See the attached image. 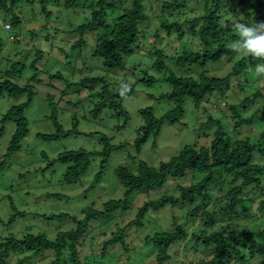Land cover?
<instances>
[{
  "label": "rangeland",
  "instance_id": "1",
  "mask_svg": "<svg viewBox=\"0 0 264 264\" xmlns=\"http://www.w3.org/2000/svg\"><path fill=\"white\" fill-rule=\"evenodd\" d=\"M7 1L10 2V0ZM40 1L20 0L13 9L8 3V8L0 6V81L11 79L19 85L30 82L34 91L33 102L25 109L30 132L23 140L21 150L13 155H9L8 148L16 130V122L8 121L3 124L1 119L12 105L26 101L27 94L17 98L6 93L0 96V129L4 127L0 135V165H3V169L0 170V238L10 234L22 237L28 232H44L54 239L59 231L76 228L77 222L72 219H49V217L69 213L82 218L84 216L82 211L86 207L94 206L101 209L104 203L111 199H122L126 187L117 176L116 170L119 167L128 166L136 169L140 161L159 167L163 162L177 156L188 145L194 143L210 145L217 123L219 124L218 120L233 139L249 137L256 140L264 130L261 98L242 109L243 116H254V123L244 125L237 131L232 128L230 106L240 104L247 97L251 98L261 88L264 93V75H257L256 70L250 67L246 75L234 78L230 90L225 93L215 92L208 96L200 107L196 108L193 101L187 99L182 121L163 124L159 135L156 138L150 137L138 153L134 143L138 136V129L145 123L139 109L151 107L154 114L161 117L176 107L172 100L160 98L172 89V86L162 79L166 76V72L158 73L151 67L153 60L151 44L156 43L159 47L166 49L169 54H173L180 45L168 44L165 40L155 41L153 35L160 28L162 21L161 2L151 0L152 6L148 5V9H152L148 20L150 22L144 23L142 27H148L149 31L144 36V40L139 42L140 51L127 59L126 69L109 72L103 66L102 59L93 56L96 38L104 30L88 31L84 34L71 32L76 26L86 21L90 15V9L78 6L67 8L64 7L65 0H47V8L53 10L51 14H48L43 11ZM90 1L86 0V2ZM123 1L126 2L124 6L130 4V0ZM145 1L149 2V0ZM233 1L238 2V0ZM179 12L181 18L192 16L190 8L179 10ZM14 14L20 16V23L12 25L11 29H6L5 24L12 22ZM79 39H83L84 44L75 47V42ZM231 41L236 40L230 39L229 42ZM180 50L181 46L178 47V51ZM244 56L247 55L224 57L221 62L209 65L208 69L203 67L189 69L188 65L182 68L176 64L175 60H169L166 63L178 75L191 74L199 79L202 72L211 76H225L232 70L235 62ZM144 70L158 76L161 80H157L152 86L140 83L135 86L134 94L121 98L122 105L129 114L127 122L125 115H118L110 106L104 108L97 117L92 115L96 103L108 98L101 95L102 84L96 87L81 84L84 77L105 76L113 84L112 88L110 87L112 92L117 93L126 83H134L137 78L143 77ZM56 72H59L62 78L51 79L50 74ZM53 114L65 131L73 128L76 118L77 129L81 133L56 140H47L38 136V133L57 132ZM101 134L107 135L112 144L123 145L112 152L101 180L94 181L102 160V156L97 154L91 157L90 165L84 174L75 181H67L65 174L69 164L54 163V158L68 150H101ZM257 158L264 162L262 156ZM201 179L202 176L192 175L184 178H169L163 187L151 191H135L130 198L132 207L126 212H116L112 220L94 221L84 244L87 253L101 239L106 238L105 233L116 231L117 223L127 227L126 237L130 250L125 252L118 245L115 250L111 252L109 250L105 258L87 262V264H158L155 250L152 252L153 247L146 246L144 240L147 235L158 230H174L175 221L185 223L190 238L172 246L169 252L172 256L171 260L164 264H196L203 253L198 246L193 247L195 239L191 235L199 233L204 227L199 217L195 215L192 219L185 204H179L176 208L168 206L156 215L153 212V215L148 214L147 223L142 227L127 225L137 213L136 206L145 201L158 199L164 194L178 196L181 194L179 185L189 186ZM231 185L225 180L220 186L225 193ZM249 189L252 190V187ZM250 190L243 194L244 199H247L246 202L251 206L248 217L241 214L239 207L237 217L225 216L218 219L216 225L207 227L208 231L211 232L228 224H236L242 231L256 229L258 226L263 227L261 220L256 221L258 220L256 215L264 216L260 208V201L264 196ZM224 193L214 190L213 196L220 199H215L209 209L219 210L225 207L228 199ZM13 205L17 211L24 212L25 216L18 217L14 224L9 225L11 215L14 213ZM25 254L31 256L27 264H47L54 259V254L49 252L42 255L25 252L19 257ZM17 260L15 256L11 264H15ZM251 264H257V262L253 261Z\"/></svg>",
  "mask_w": 264,
  "mask_h": 264
},
{
  "label": "trees",
  "instance_id": "2",
  "mask_svg": "<svg viewBox=\"0 0 264 264\" xmlns=\"http://www.w3.org/2000/svg\"><path fill=\"white\" fill-rule=\"evenodd\" d=\"M20 0H0V6L11 9ZM153 1V0H152ZM149 0H130L128 6L122 0H65L64 7L73 8L75 6L90 9V15L85 22H82L71 32L84 34L88 31L104 30L96 38V45L93 56L102 59L103 66L109 72L124 70L127 67V59L141 49L139 42L148 34V27L144 28V23H149L151 7L153 2ZM160 1V17L162 21L158 30L154 33L155 41H168V44L178 43V47L173 54L167 53L166 49L158 45L151 44L150 51L153 55L151 67L158 73L166 72L162 79L172 86L170 92L160 96L161 99L172 100L175 103L174 110L167 111L163 116L157 117L151 107L139 109V113L144 118V125L138 129V136L135 139V147L138 153L150 137L156 138L165 123H179L184 117V104L187 99H191L196 108L207 99L208 96L217 93H225L230 90L234 78L246 75L248 69L253 70L258 64H264V59H257L251 55L242 57L235 62L232 70L225 76H211L202 72L199 79L194 75H178L169 68L166 61L175 60L179 67L206 68L209 65L217 64L224 57L237 55L229 48V40H238L239 36L233 30L234 22L264 21V0H156ZM45 13L51 14L53 10L47 8V0L40 1ZM8 3V4H7ZM62 8V7H61ZM190 8L191 17L181 18L179 10ZM198 14V15H195ZM15 16L10 23L16 25L20 23V16ZM173 19V20H172ZM224 20L221 24L220 21ZM67 32L69 28L66 29ZM143 35V36H142ZM174 41V42H169ZM83 39L75 42L76 46H82ZM167 45V44H166ZM40 55L42 51L40 50ZM167 70V71H166ZM51 79L62 78L59 72L51 73ZM161 80L158 76L143 71V77L137 78L134 83H126L123 89L113 93L112 83L105 76L84 77L81 84L96 87L102 84L101 95L108 99L97 102L92 110V115L97 117L104 108L110 106L115 109L118 115H125L128 120V111L122 105L121 98L135 93V86L142 83L152 86L156 81ZM111 87V88H110ZM8 94L12 97H20L27 94V100L12 107L2 116L1 122H16V130L13 134L9 155L21 150L23 140L28 136L29 120L25 116V109L33 102L34 91L32 85H19L11 79L0 81V96ZM261 98L263 102L262 116L264 118V93L263 88L252 97H247L240 104L230 106L232 128L236 131L244 125H252L254 116H243L244 108L248 104L254 103ZM54 102L52 101V104ZM54 116V117H53ZM54 118L57 132L54 134L38 133L47 140H56L61 137H68L72 134L81 133L78 131V120L75 118L73 128L63 130L59 121ZM125 122V124H126ZM217 129L210 145H199L194 143L186 146L177 156L167 162H163L159 167H153L146 161H140L136 169L128 166H121L116 170L121 183L126 187V192L122 199H111L104 203L99 209L89 206L83 209L82 218H77L69 213H62L58 216H50L49 219H72L77 222V227L68 231H59L54 239H51L44 232L30 233L22 237L12 234L0 238V264H11L15 256V264H27L30 255L19 257L23 253H53L54 259L47 264H87L94 260L105 258L108 251H113L119 245L125 252L129 249L126 237V228L117 223L116 231L105 233L104 237L94 246L90 252H86L84 244L87 240V233L94 221L112 220L118 211L126 212L132 206L131 195L135 191H151L163 187L169 178H184L187 175L194 177L202 176L198 182L189 186L179 185L181 194H164L158 199L145 201L136 206L137 213L134 219L127 225L132 227H142L147 223L148 214L161 211L171 206L178 207L185 204L189 209V215L199 217L203 222V229L199 233L192 234L195 239L194 248L198 246L203 256L196 264H264V226L256 229L239 230L236 224L220 226L219 229L208 231L209 226L217 224V220L225 216H238L236 213L241 208V214L248 217L251 206L244 199L243 194L250 190L264 196V162L257 156L264 158V130L256 140L249 137L233 139L224 130L221 121L218 120ZM4 127L0 129V135ZM102 149L97 151L68 150L63 151L56 158L54 163L69 164L65 177L67 181H75L84 174L91 162L93 155H101L102 160L100 170L95 176V182L101 180L107 162L114 150L123 145H114L111 139L105 135H100ZM3 163H5L3 161ZM5 167V166H4ZM3 165H0V170ZM229 179H231L229 181ZM227 180L232 184L223 192L220 185ZM214 190H220L228 199L222 209H209L210 205L218 197L213 196ZM57 196V195H54ZM260 208L264 212V198L260 201ZM14 213L11 215L9 225L14 224L18 217H24V212H19L13 205ZM258 220L264 225V216L256 215ZM174 219H176L174 217ZM190 233L185 223L175 221L174 230H158L145 238V245L152 246L158 264H164L171 260L170 249L172 246L189 240ZM204 251V252H203ZM100 252V253H98ZM191 264V263H190Z\"/></svg>",
  "mask_w": 264,
  "mask_h": 264
},
{
  "label": "clouds",
  "instance_id": "3",
  "mask_svg": "<svg viewBox=\"0 0 264 264\" xmlns=\"http://www.w3.org/2000/svg\"><path fill=\"white\" fill-rule=\"evenodd\" d=\"M221 24L224 20L220 21ZM233 30L239 36L236 41L229 42V48L238 55H251L264 59V21L234 22ZM257 75H264V64L256 66Z\"/></svg>",
  "mask_w": 264,
  "mask_h": 264
},
{
  "label": "built area",
  "instance_id": "4",
  "mask_svg": "<svg viewBox=\"0 0 264 264\" xmlns=\"http://www.w3.org/2000/svg\"><path fill=\"white\" fill-rule=\"evenodd\" d=\"M5 28H6V29H11V28H12V26H11V24H10V23H6V24H5Z\"/></svg>",
  "mask_w": 264,
  "mask_h": 264
}]
</instances>
